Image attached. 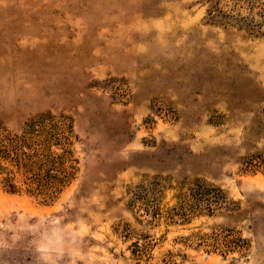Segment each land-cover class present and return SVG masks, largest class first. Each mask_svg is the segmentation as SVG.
Masks as SVG:
<instances>
[{"label":"rangeland","instance_id":"374dc122","mask_svg":"<svg viewBox=\"0 0 264 264\" xmlns=\"http://www.w3.org/2000/svg\"><path fill=\"white\" fill-rule=\"evenodd\" d=\"M205 15L0 0V139L67 176L45 202L5 164L0 264H264V36Z\"/></svg>","mask_w":264,"mask_h":264},{"label":"trees","instance_id":"16d2710c","mask_svg":"<svg viewBox=\"0 0 264 264\" xmlns=\"http://www.w3.org/2000/svg\"><path fill=\"white\" fill-rule=\"evenodd\" d=\"M206 6V19L223 27H236V29L252 36H264V5H256L252 0H203ZM241 10H245L244 14ZM8 138L0 139V178L7 184L11 192L17 189L14 181L16 171L23 170L26 176L23 184L28 190L40 196L45 202L50 201L67 176L56 171L55 174L41 164L31 163L25 165V160L31 158L20 145ZM9 163V166L5 165ZM61 175V177H59Z\"/></svg>","mask_w":264,"mask_h":264}]
</instances>
